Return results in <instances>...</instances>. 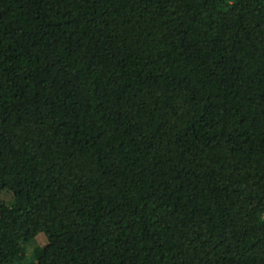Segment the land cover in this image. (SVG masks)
I'll list each match as a JSON object with an SVG mask.
<instances>
[{
    "label": "trees",
    "instance_id": "16d2710c",
    "mask_svg": "<svg viewBox=\"0 0 264 264\" xmlns=\"http://www.w3.org/2000/svg\"><path fill=\"white\" fill-rule=\"evenodd\" d=\"M0 264H264V0H0Z\"/></svg>",
    "mask_w": 264,
    "mask_h": 264
},
{
    "label": "rangeland",
    "instance_id": "374dc122",
    "mask_svg": "<svg viewBox=\"0 0 264 264\" xmlns=\"http://www.w3.org/2000/svg\"><path fill=\"white\" fill-rule=\"evenodd\" d=\"M36 239L37 241L40 243V244H45L47 239H46V236L43 234V233H39L37 236H36Z\"/></svg>",
    "mask_w": 264,
    "mask_h": 264
}]
</instances>
